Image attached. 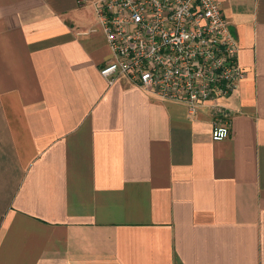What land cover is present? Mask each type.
Segmentation results:
<instances>
[{
    "label": "crops",
    "instance_id": "crops-1",
    "mask_svg": "<svg viewBox=\"0 0 264 264\" xmlns=\"http://www.w3.org/2000/svg\"><path fill=\"white\" fill-rule=\"evenodd\" d=\"M97 0H0V264H264V0H221L228 135L98 73Z\"/></svg>",
    "mask_w": 264,
    "mask_h": 264
},
{
    "label": "built area",
    "instance_id": "built-area-1",
    "mask_svg": "<svg viewBox=\"0 0 264 264\" xmlns=\"http://www.w3.org/2000/svg\"><path fill=\"white\" fill-rule=\"evenodd\" d=\"M93 9L110 51L98 67L107 83L124 77L183 104L190 115L209 103L211 140L228 135L219 100L231 94L244 70L221 0H97Z\"/></svg>",
    "mask_w": 264,
    "mask_h": 264
}]
</instances>
